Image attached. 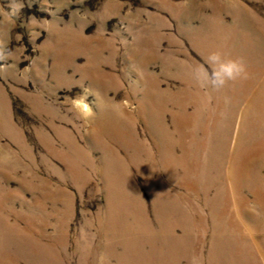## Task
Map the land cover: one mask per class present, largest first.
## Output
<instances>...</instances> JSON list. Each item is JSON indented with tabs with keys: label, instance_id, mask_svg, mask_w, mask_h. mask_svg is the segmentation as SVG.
<instances>
[{
	"label": "rangeland",
	"instance_id": "rangeland-1",
	"mask_svg": "<svg viewBox=\"0 0 264 264\" xmlns=\"http://www.w3.org/2000/svg\"><path fill=\"white\" fill-rule=\"evenodd\" d=\"M23 3L0 0V264H264V0ZM215 50L249 78L195 85ZM122 113L161 167L129 166L134 195L103 176L97 121Z\"/></svg>",
	"mask_w": 264,
	"mask_h": 264
},
{
	"label": "bare ground",
	"instance_id": "bare-ground-1",
	"mask_svg": "<svg viewBox=\"0 0 264 264\" xmlns=\"http://www.w3.org/2000/svg\"><path fill=\"white\" fill-rule=\"evenodd\" d=\"M157 107H155L153 110L150 111L149 116L153 123V131H155L156 136L159 137L162 140L166 139L165 137V130L163 127L160 126V121L162 118V115L157 112ZM144 111V110H143ZM124 114V113H122ZM121 114V115H122ZM128 116V118H117L114 115H110V117H102L98 119L97 121V128L98 132H101L105 135V141L103 142V149L105 151V154L111 159L112 162V171H105L104 172V178L107 181H115L116 183L121 185L120 191L118 193H121V195H127L132 194L134 195L137 193V189L134 185V181L132 179V176L130 174L129 166H136L140 168L141 170L154 172L161 168L159 167V164L156 163H144V161H141V154L145 155L146 157L151 158L153 157L155 161V152L149 151L147 149V145L143 143V141H138L136 139V135L132 132V129H134V121L136 119L134 117H129V115H123ZM157 121H159L157 125ZM181 124V123H179ZM131 129V131L128 128ZM103 138V137H102ZM119 143V145L123 146L127 152L122 154L121 151L117 148H115L111 143ZM163 144V142H161ZM153 145L160 146V143L155 139ZM168 145V146H167ZM120 146V147H121ZM165 147V150H168L169 148V142H166L163 144ZM151 147V146H150ZM163 147V148H164ZM167 168L166 170L172 172L169 168V162H165ZM106 166H104L105 168ZM107 168V167H106ZM108 169V168H107ZM164 170V169H163ZM115 171V174H114ZM173 173V172H172ZM171 175V174H170ZM158 177V176H157ZM151 183L155 182L157 180L163 181L162 178H156L153 173L150 174ZM161 186V185H158ZM112 191V190H111ZM113 192V191H112ZM116 192V191H115ZM146 227V226H144Z\"/></svg>",
	"mask_w": 264,
	"mask_h": 264
},
{
	"label": "clouds",
	"instance_id": "clouds-1",
	"mask_svg": "<svg viewBox=\"0 0 264 264\" xmlns=\"http://www.w3.org/2000/svg\"><path fill=\"white\" fill-rule=\"evenodd\" d=\"M25 7L23 0H9V15L18 16ZM9 54L0 52V60L7 59ZM207 68L201 65L190 67V77L195 85L200 88H211L215 91L223 90L229 82H237L249 78L246 61L242 57H231L228 53L215 50L205 58ZM183 68L184 65H181ZM70 110H74L78 120L87 121L93 116V108L86 98L72 99ZM96 264H110L103 252L96 258ZM191 264H202L199 256H193Z\"/></svg>",
	"mask_w": 264,
	"mask_h": 264
}]
</instances>
